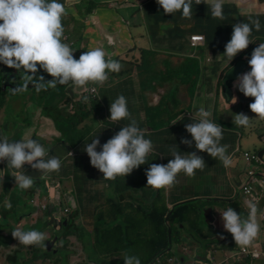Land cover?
Returning a JSON list of instances; mask_svg holds the SVG:
<instances>
[{
	"label": "crops",
	"instance_id": "obj_1",
	"mask_svg": "<svg viewBox=\"0 0 264 264\" xmlns=\"http://www.w3.org/2000/svg\"><path fill=\"white\" fill-rule=\"evenodd\" d=\"M193 1L195 2V0ZM59 2L65 4L68 12V15L64 17L62 21L65 29L64 36L66 38L64 39V42L70 45L74 51V57L79 59L83 52L96 47H101L106 51L108 57L118 60L122 65V69L119 73L109 74V80L107 82L108 84L105 83L103 86L89 84L84 88L73 86V92L75 88H80L82 91H80L79 94H83L87 92L89 87H96L98 89L97 97L99 96V100H104L107 102L110 101V104L106 105V107H108V116H110V105L112 103L111 100L116 96L118 97L122 94H126L127 96L128 94L131 97V105L128 104V106L132 108L136 115L138 114V116H140V119H138L137 116H133V118L139 122L145 123L146 127V120L143 121L141 119V110H144L145 114L149 109L155 107V114H157V110L161 108H163V110L160 112H166L169 110V121H162L160 118L159 122H152V129H150V133L146 134H150L151 139L152 136H154L156 144L158 143L159 145L158 148L161 149L164 158L166 156L167 161L174 159V157L171 155L174 148L176 151H180L182 155L196 152L197 155L204 159L206 164L202 171L196 170V174L211 175L214 179L213 190H204L201 191L200 194H195V196L191 197H183L184 192L181 191V188H171V190H169L170 196L167 199L168 203L174 198L177 200L176 203L194 198H200V206L204 203L202 206L203 209L212 208L215 218L211 225L207 224L205 218H198L196 223L195 220H191L190 223L188 220L187 223H185V228L187 231L185 230L183 243L180 245L172 243L170 252L164 255H170V257L166 259V263L161 262V259H159L157 262H161L160 264H264V219L262 218L264 216V196L262 198L261 205L258 208L257 216L261 231L257 240L254 242V245L250 248H247L248 251L259 252L261 254L259 259H252L248 255L243 254L241 250L242 248L236 245L232 234L224 228L221 212L227 210L229 207H231L230 205L233 202L240 198L242 193L239 195V187L243 186L248 179L245 178L246 174L244 176L239 174L241 164L237 161V153L238 151L242 150L252 151V146H255V148L259 147L260 150L264 149V137L258 135L255 137V139L245 138L242 130L244 127L239 129V132L242 133V136L240 137V134L236 128H234L233 131L231 128L227 127L221 122V119L223 118H219L221 115L219 111L223 110L224 107L229 106L230 103H234V101H232L233 97H236L237 101L239 102L237 107L239 109L242 108V106H239V104H243V102L240 101H242L245 96L239 91L237 87H234V84L237 81L236 78L230 81L233 93L228 97V95L223 90V85L221 86V81L224 79L225 74L220 80V74L222 73L221 66L214 64V56L210 49L207 48L206 44L195 47L190 43V34H204L203 31L205 28H202L198 24V17L200 15L196 16L197 12L202 8L204 9V7L199 6L201 4L195 6V3H193L192 19L188 20L182 18V12H176L174 14L164 13L162 7L157 3V0H59ZM203 4L204 3H202V5ZM224 4H227L228 11H233L236 13L233 15L234 17L238 16V14L248 17L249 19H245L244 17L243 22L245 23L250 22V19H258L261 23V30L259 32L255 31V29L253 30L255 31V36L262 35L261 37H264V1L224 0ZM110 40L111 43L109 42ZM260 43L264 42L261 41L259 44ZM259 44L256 46H259ZM201 50L204 51L205 54H203ZM208 58L210 59L209 61H207ZM218 59H220L219 56ZM224 62L225 60L221 61L223 64ZM198 63L202 65L199 67ZM163 71L164 73L162 80L159 83L158 77ZM42 72H44L43 69H40L37 73V76H45V73ZM246 72H249L247 68L241 74ZM199 74L201 77V83L199 84V91H196L192 82L196 79V76H199ZM121 76L124 77V81H117ZM205 76L211 79L203 84L205 81ZM10 77L22 78L20 73H16L14 71L6 74V78L3 81L4 87L2 88L3 93L6 91V96L8 92V89L6 88L10 87L8 86ZM168 78H170L171 81H169ZM137 85L139 86V90L135 89ZM152 85H157V89L150 90L149 86ZM167 85L168 90L162 93L161 88H165ZM67 88L72 89L71 83L65 87V93L67 96H70V94H68L69 90ZM148 90L151 91V97L147 95ZM158 91H160L162 94L160 100L158 99L159 101H156V94ZM190 94L192 98L190 97ZM60 102L61 99L56 103L58 106L56 110H61L64 116L67 117V109L61 106ZM102 103L104 104V102ZM201 106H203L205 110L211 111L212 116L210 119L223 127V140L221 141V144L228 146V154L231 155L233 159V165L231 167L225 168L218 159H214L207 152H201L196 149L195 141L191 137V134L186 131L185 126L194 122L192 117ZM106 107L104 105V108ZM39 110L43 112L47 111L45 101L43 104L34 102V108L32 109V118H34L32 120L33 123L30 125H25V127H29V129L32 130L37 126L35 116ZM243 111L244 110L240 112L243 113ZM244 112L248 115V110H245ZM176 114H178V116L175 117L174 115ZM170 122L172 124V128L167 129V124ZM48 125H54V127H57L53 117H51V119L43 120V124L38 125L39 129L37 131H31L28 136H31V139H36L37 137L38 139L40 138L42 140L40 136L44 137V135L46 136L47 133L49 134L51 132L45 129V127ZM109 125L110 124H108L106 127L105 123L104 129L101 130L97 124L94 127L92 126V130L100 132L101 135L99 136L105 137L110 132ZM156 126L163 127V129H157ZM146 127L144 129L148 132V128L146 129ZM54 130L56 133H59V136H56V144L54 148L51 149L50 146L43 145L45 149L49 150V156L53 150V157H58L61 162L66 160L63 162L65 164H70V160L68 159L72 160V158H76L77 160L81 158V168L93 173L94 175H97L98 170H96L94 167H91L89 162L90 157L88 156L87 152L83 150L80 151L81 148L79 150L78 147L80 145V141L74 143L73 145V134L65 135V133L60 132L58 129ZM38 131H43L44 135L39 134ZM173 131L175 137L180 135L179 132L186 133L187 139L193 140L192 146L189 147L187 144L182 143V141H180L181 138H175L176 142H174L173 147H163L164 139L167 137H172ZM116 133L117 132H115V134ZM26 134L27 133L25 132V135ZM5 136L10 142L16 141L13 139V137H8L6 134ZM146 136L147 135H145V138L148 139ZM103 144L104 143H101V146ZM68 146L70 148L69 150L67 149ZM100 150L101 147L98 146L97 151ZM60 152H63V155H61ZM69 152L72 154V156L69 155ZM75 162H73V164ZM29 167V170L27 169L29 176L32 178L41 177L42 174L38 172V170L33 169L31 165H29ZM8 170L9 168L7 167V161H4L1 170L2 175H0V189L2 186L5 187L3 180ZM11 170L15 172V169ZM68 170L69 168H67L65 171H62L60 175L69 174ZM180 174H182V172ZM180 174H178V176ZM63 180L65 182V179ZM101 180L105 182L108 181L104 178ZM58 182L59 180L53 181V183ZM58 185L60 186L61 184L58 183ZM74 186L77 188L74 187L73 189V207H75L76 204L79 205L81 201L80 195L77 199L75 192L79 191V193H81L82 190L81 185L74 184ZM99 187H102V185ZM257 188L261 189L262 184H258ZM54 193L56 192H53V195ZM61 196L62 193L60 191L59 197ZM35 197L33 199H35ZM127 197L129 196L123 193V199H127ZM7 198L9 199L8 196L5 197V199ZM5 203L6 202H4L0 196L1 213L6 208ZM173 205H170V207ZM33 209L34 210H32V213L38 208L33 206ZM234 210L238 213V209L235 208ZM5 218L6 220L4 221ZM47 219L48 218H30L29 220L24 221H32L35 223L36 220V223H45V226H47ZM58 219H63V221L67 222L68 219H70L71 222L74 223L75 227L78 228V230L75 231L76 233H73L75 242L82 241L79 238V235L83 236L82 234H84L82 230L86 231L87 233L97 234L95 232V230L97 231L96 218H93V220L88 218L90 219L88 222L83 220L84 218H52L55 223L59 221ZM13 220L14 219L12 218H8V216H4L1 220L2 223L0 224V234L5 238V240H7V243H11L8 246L6 245L8 249L10 248L7 250L8 255H10L12 251H15L14 249H16V246L19 243L18 239L14 238L13 236L12 238L10 236H5V229H2V227L5 225L2 226V224L7 223L9 226H12V229H14V224L12 222ZM17 223H21L19 218H17ZM83 224H85V226H83ZM84 227L86 229H84ZM90 228L93 229L92 232ZM30 230H37L36 226H32ZM192 237L194 240H191L190 243V239H192ZM192 241L195 243L197 241L196 244L194 243V249L191 248V246H193ZM88 245H91V243ZM1 249H3V247H1L0 250ZM58 250H56V252L54 251L53 253V250L47 251L45 248L44 254L42 252L34 253L32 255L25 252H22V254L25 257H34V259H32L34 263L39 260L41 263H45L46 261L50 260L49 252H51V255H54L59 253ZM82 252V250L78 252V248L73 249V253L69 252L68 256L66 255L64 258L65 264H92L86 263L83 258H81ZM4 253H6L4 249L3 251H0V254L5 256ZM14 255L15 252H13L12 259H16ZM19 255L20 253L17 254V258ZM38 255L46 256V259H42V257L37 258ZM71 256H74L73 262H69L72 260ZM101 257L107 264L112 263L110 260L116 259V256L113 255L105 256L104 254L101 255ZM7 258L10 259L9 257ZM54 258H56L55 262L62 264V258L59 255ZM170 259H173V261H170ZM95 262L98 263V258H95Z\"/></svg>",
	"mask_w": 264,
	"mask_h": 264
},
{
	"label": "clouds",
	"instance_id": "obj_2",
	"mask_svg": "<svg viewBox=\"0 0 264 264\" xmlns=\"http://www.w3.org/2000/svg\"><path fill=\"white\" fill-rule=\"evenodd\" d=\"M157 3L166 14L182 12V18L192 19L193 0H157ZM202 3L208 5L212 18L221 21L225 19L224 0H195L196 5ZM67 15L65 4L59 0H0V63L20 71L22 77L21 84L12 89L14 94L27 91L29 84L33 85L37 93L55 88L57 84L71 83L72 86L80 88L89 84L103 86L108 82L110 73L121 71V63L108 57L101 47L83 52L79 59L74 57V51L64 42L66 38L62 21ZM253 29L257 32L261 30L258 19L233 25L231 40L226 44L223 54L228 62L253 43ZM209 60L208 58L207 61ZM248 63L251 71L238 76L234 87L246 97L254 98L249 107L259 120L264 121V43L254 49ZM40 69L53 79L46 81L43 75L37 76ZM87 100L88 97H84V101ZM232 101L236 103L237 98L233 97ZM211 116V111L201 106L192 117L194 122L185 126L186 131L195 141L196 149L218 159L225 168L231 167L233 159L228 154V146L221 144L223 127L213 122ZM109 119L113 122L128 120L130 123L102 146L97 136L91 143L86 144L84 151L90 157L91 165L103 173L105 180H116L117 177H127L134 169L146 164L148 156L154 151V145L150 139L145 138L146 131L133 118L124 95L112 101ZM251 121L243 113L234 116V123L238 127H251ZM193 140L183 139L182 143L191 147ZM98 146L101 147L100 151H97ZM69 155L72 156L70 152ZM171 155L174 159L167 165L151 164L146 171L148 186L155 190L169 191L179 182L177 176L181 172L195 178L196 170L202 171L205 168L204 159L196 152L182 155L174 148ZM256 155L259 157L258 153ZM48 157V151L37 140L25 138L19 142H10L6 136L0 138V162L7 161L8 168L17 170L14 178L21 190L31 189L35 184L34 179L25 174V164L38 170L42 174L41 179H47L53 172L59 173L61 160L55 156L51 159ZM260 161L263 163L261 159ZM247 163L250 165L248 161ZM256 168L257 173L259 170ZM58 180L62 184V179ZM7 207L11 208V204ZM248 209L247 218H242L232 207L221 212L224 228L232 234L236 245L242 249L252 247L261 231L257 219V204L249 202ZM12 235L26 247H47L45 241L48 238L41 231H23L17 227ZM124 262L141 264L139 257L134 255H126Z\"/></svg>",
	"mask_w": 264,
	"mask_h": 264
},
{
	"label": "rangeland",
	"instance_id": "obj_3",
	"mask_svg": "<svg viewBox=\"0 0 264 264\" xmlns=\"http://www.w3.org/2000/svg\"><path fill=\"white\" fill-rule=\"evenodd\" d=\"M161 32H162V28H161ZM191 35V34H190ZM262 35H258L257 41L253 42L252 46L247 50L241 51L240 53L237 54V59L234 60V63H236L237 61L240 60L241 57H245L248 58V56L246 55L248 52L254 50L259 44V42L263 41L264 42V37H261ZM254 39V38H253ZM252 39V41H253ZM204 45V44H203ZM201 52L203 54H205L204 51L201 50ZM239 55V56H238ZM243 55V56H242ZM220 59H218L217 57H214V64L221 66V72H227L226 69H228L230 67L229 62L225 59L224 64L221 63L220 60H222V56H219ZM222 60V61H223ZM233 63V64H234ZM206 64V63H205ZM208 64H213V63H208ZM202 65L199 63V66ZM247 65V69L249 71H251L250 66ZM1 71V70H0ZM16 73H20L21 72L14 69L13 70ZM45 73V80H52L53 78L46 73L45 71L42 72ZM164 71L162 72V74L158 77L159 83L162 80V76H163ZM180 74H184V73H180ZM6 75L5 73L2 74V78L3 76ZM152 78V77H149ZM196 79L193 80L192 84L194 85V89L196 91H199V84L201 83V77L200 74L199 76L195 77ZM169 81H171L170 78H168ZM117 81H124V77L121 76L118 78ZM224 83V79L221 81V86ZM8 86H10L7 92V96H2L1 97V104H0V129L4 130V133L8 136V137H13V139H15V142H19L21 139H25V138H30L31 136H28L29 133L32 131H37L39 129L38 125H42L43 124V120L45 119H51L52 114L51 111L48 110L46 112H43L41 110H39L35 116L36 121H37V126L34 127L32 130L29 129V127H25V125H30L32 124V120L34 118H32V109L34 108V102H38L43 100V97L41 95L40 91L39 93H37L35 91V89L33 88L32 84H29V88L27 89V91L21 92V93H13L12 89L16 88L17 85L21 84V78H14V77H10L9 82H8ZM108 84V83H106ZM59 85L60 88L66 87L67 85H60L57 84V86ZM6 86H7V79H6ZM56 86V87H57ZM68 94H70V96L65 97L64 101H61L60 104L61 106H63L64 108L67 109V114H73L74 113V109L73 107H75V104L77 102H81L82 101V96L83 94H79L80 91H82V89L80 88H75L74 92H73V86L72 89L67 88ZM136 90H139V86L137 85ZM150 90H156L157 89V85H152L149 86ZM160 90V89H159ZM168 90V85L165 88H161V92L164 93L165 91ZM6 92V91H4ZM160 91H158V93L156 94L157 100H160L161 97V93ZM65 93V89L62 90V94L58 92L59 95H64ZM79 94V95H78ZM147 95L149 97H151V91H147ZM245 96V95H244ZM91 97V96H90ZM99 97V96H98ZM96 99H99V98ZM191 97V94H190ZM92 98V97H91ZM91 98H88V101L83 103L86 105V108L88 110H92V103L89 100H92ZM127 98H128V104L131 105L130 102V95L127 94ZM192 98V97H191ZM159 99V100H158ZM44 100L45 97H44ZM68 100H70V102H68ZM102 102H104V100H102ZM240 102H243V104H239V106L241 105L242 108H238V101L236 103H230L229 106L224 107L223 110H220L219 113L221 114L219 116V118H223L221 119V122L223 124H225L227 127L231 128L234 131V128H236L238 130V133L240 134V137L242 136V133L239 132V129H242L243 127H238L235 125L234 123V116L235 114H240L242 110H248V115L247 113H245L243 111V114L247 115L249 118L252 119L251 121V127L248 128H243V135L245 138H254L257 137L258 135L261 137H264V121L259 120L257 118V114L253 113L249 107V105L251 103L254 102V98L252 97H244V99ZM91 103V104H90ZM129 108V107H128ZM132 116L136 117L138 119H140V116H138V114L136 115L134 113V111L132 110V108H129ZM155 108L149 109L147 111V113L145 114L144 110H141L142 116L141 119L143 121L146 120V124L148 128V132L146 131V133H150V129L151 128V124L152 122H159L160 118L162 121H169V110L166 112H160L155 114ZM177 110V109H176ZM162 114V116L160 115ZM108 115V113H107ZM28 118V119H27ZM62 117L60 120H63ZM98 120V125H99V129H104V119L100 116V114L95 113V115L93 114L92 118L90 117L89 119L86 118L84 120L83 123H81L79 125V129L83 130L80 131L78 133H74V141H76L82 132H84L87 127H92L94 125V120ZM49 122V121H47ZM148 122V123H147ZM72 123V122H71ZM171 122L169 124H167V129L171 128ZM45 129L47 131H51L49 134L47 133L46 136L44 135L43 131H38L39 134L44 135V137L40 136L39 134H37L38 136H40L42 138V140L39 138L40 141H42V144L45 146H50L51 148H54L55 144H56V136H59V133H56L54 129H57L56 127H54V125H48L47 127H45ZM25 132L27 133L25 135ZM180 135H177L175 137L174 131L172 132V137H167L164 139V144L163 147H173L175 138H181L178 139L180 141H182L183 139H187V135L184 132H179ZM56 134V135H55ZM263 134V136H262ZM18 136V137H17ZM174 140H173V139ZM62 141V140H61ZM80 141V140H79ZM177 145V144H176ZM254 149V150H253ZM47 150V149H46ZM48 154H49V150ZM260 151L259 147L255 148V146H252V151H249L251 154L256 155L258 152ZM245 151H238L237 153V161L238 163H240L241 165V169L239 170V174L244 176L246 174V177H248V170L251 168H256L257 170L261 171L262 173L264 172V163H258L256 161H253L250 165L247 163V160L244 156ZM61 155H63V152H60ZM160 160L163 161V163L165 162V164H167L169 161H167V158L165 156V158H162L159 156ZM70 160V164H66L63 171L67 170V168H69L68 170V176L65 179V182H63L60 186L58 185V183H51V182H47V185L49 187V194L48 195H43L41 196V194L43 193V190L41 188H35L37 191V195L35 197V199L31 200L28 196H26L25 193H21L20 195L15 194V197H20L22 200V203H20V208L17 210L18 215H16L15 213H9L10 211H14V209L12 208L13 205L12 203H10L11 199L7 198L5 199V197H7V195L4 193L5 192V187L2 186L0 189V196L3 199L4 202H6V208L7 205L10 203L11 204V208H9V212L7 213L8 218H12L14 219L12 222L14 224V229H16L17 227H19L21 230L23 231H29L30 228H32V226H36V229L38 231L41 232H45L46 236L48 235H54V232L56 231V229L59 226V223H54V225L52 224L53 220L52 218H69L72 217L73 218H84L83 220L85 221H89L90 219L93 220V218H96V222L98 223V218H104V220L107 222L108 227H110L111 223H113V216H112V210H113V205H117V206H121L122 202L125 208H126V213L128 212V210L131 208L129 206V203L127 202L128 200L131 201L132 203H134L135 208L137 207V205H140V211H136L135 214L132 211L130 213V215L134 214V219L136 220L135 224L127 231L126 235L129 234V238L131 240H135V244L134 247L135 249L132 250V252L136 253L134 256L139 257L140 261H144L146 260V258L149 256V252L151 251V249L149 248L150 246L147 245L144 242H148L150 240V238H153L156 233H155V224L150 221V220H146L144 218H149V214L152 210V204H153V198L150 199V195H151V190H153L150 186L147 185V182L144 180L143 176L141 174H139V177L137 178L138 183L140 185V188L138 189H133L134 186H131V175L134 174V172H132L130 174V176H128L124 182H122L120 185L121 187L117 188V186L114 185L115 181L118 180V182L120 181L121 177H117L116 180H108V181H102L101 179H103V173L100 172L98 169V174H102V176L99 178L96 175H94L93 173L83 170L82 167V163H81V158L77 159L76 158H72L68 159ZM76 160V162H75ZM73 162H75L73 164ZM90 162V160H89ZM72 164V165H71ZM91 165V162H90ZM91 167H93L91 165ZM29 165L25 164L24 165V172L25 174L29 175ZM28 169V170H27ZM16 171V170H14ZM94 172V169H93ZM13 174V177L15 176L16 172H13V170H11V168H9V170L6 173V176H10ZM237 174V172H236ZM235 174V175H236ZM0 175L1 172H0ZM180 177H177V180L179 181L176 185V187L181 188V191L184 192L183 193V197H191V196H195V194H200L201 191L204 190H208L211 189L213 190V184H214V179L211 175H203V174H196L195 178H190L188 176H186L183 172L182 174L179 175ZM264 178V176H262ZM37 178V177H36ZM123 178V177H122ZM125 178V177H124ZM123 178V180H124ZM16 183V182H15ZM3 184H5V179L3 180ZM74 184H78L82 186V190L84 193L83 199L80 201L79 205L76 204L75 207H73V189L74 187L77 188L76 186H74ZM83 184L85 185L83 187ZM100 185H102V187H99ZM17 186V183H16ZM55 186V188H54ZM4 187V188H3ZM128 187H130V189H128ZM137 187V186H135ZM60 191L62 193V196L59 197ZM53 192L54 193L53 195ZM76 193V198L78 199L80 193L79 191L75 192ZM123 193H125V195L129 196L127 197L126 200H123ZM143 194H145L146 196L143 197ZM166 194H169V191L166 192ZM264 193L261 194V197L263 198ZM57 199V201H56ZM108 199L110 201H113L111 203H107ZM197 199V201L191 202L189 204H186L189 207V211L192 213L191 215L188 216V218H191V216L196 212L197 215L194 214V218H201V214H202V206L204 205V203L200 206L201 200L199 198H194ZM134 200V201H133ZM149 200V201H148ZM98 201V203H97ZM103 202V203H102ZM141 202V203H140ZM33 206H35L36 208H38L36 211H34L32 214L29 213L30 209H33ZM227 206V205H226ZM231 207H233L234 209H238V213L243 216V218H247L248 216V206H247V200L245 198V196L242 194L240 196V198L233 202L231 205ZM5 208V210H6ZM97 209V210H95ZM70 212H72V214H70ZM4 217V215L1 213L0 210V224L2 223L1 220ZM17 218L20 219L21 223H17ZM30 218H48L46 223L47 226H45V223H41V222H37L35 220V223L32 221H24V220H29ZM90 218V219H88ZM119 218V219H118ZM117 224H121L123 228L126 227L127 224H125V218L124 215H120L118 214L117 218ZM6 220V218L4 219V221ZM92 222V221H91ZM57 224V225H56ZM99 224V223H98ZM116 223H114V226L117 225ZM6 227H5V226ZM2 229L4 231V233L6 234L5 236L8 237L10 236L12 238V231L14 229H12V226H9L7 223H3L2 224ZM83 226H85V224H83ZM165 226L167 227V229L171 228V225L169 224L168 220L165 221ZM69 229H73V227H68ZM84 229H86L84 227ZM91 232H92V228H90ZM127 230V229H126ZM125 230V231H126ZM172 230V228H171ZM84 233V237L82 238V241L80 242H75V238L73 237V235H71L70 238H67V240H64L63 243H61V240H59L57 243L60 244L61 251H59L58 254H54L51 255V252H49V259L48 261H46L45 263L39 260L37 262H33L32 259H34V257H25L23 256L22 252L25 253H30L31 255L36 253V247L38 246H24L21 245L18 241V245L16 246V249H14L15 251H12V253L10 255L7 254V250H9L5 244V242L7 243V240H5V238L0 234V245H3V249L6 253L5 256L3 254H0V264H24L26 263V261H31L32 264H55V260L57 257V255H59L62 258V264H65L64 262V258L66 257V255L68 256V253L71 252L73 253V249L78 248V252H80V250H82V254H81V258H83V260L86 263H97L95 262V258H98V263L97 264H102L105 263L104 259H102L101 255L105 254V255H109V253L107 254V252L110 251V247L112 246V244H114L116 241H114L113 239L115 238H110V244L109 246H107L106 244L103 245V241H105L102 238L103 234H91V233H87L86 231L82 230ZM125 233V232H124ZM123 233V234H124ZM59 234V233H57ZM121 234V233H116L115 235L118 237H121V239H124L125 236ZM64 235V234H63ZM62 235V237H63ZM16 240V239H15ZM54 241V240H52ZM171 243L176 244L177 242L172 239L171 236ZM89 243H91V245H88ZM85 249H84V247ZM11 247V246H10ZM3 249H1L0 251H3ZM53 249H55V246L53 247ZM58 249V248H57ZM45 248H41V251H44ZM46 250H48V248L46 247ZM13 252H15V258L16 259H12L13 256ZM56 252V251H55ZM131 252V254H132ZM20 255L17 258V254ZM54 253V252H53ZM176 253V251H175ZM77 256V255H74ZM73 256V257H74ZM122 256V255H121ZM125 256V255H124ZM7 257H9L10 259H8ZM42 257V259H46V256H37V258ZM72 257V256H71ZM73 257L71 258L72 260L69 262H73ZM31 258V259H30ZM53 258V259H52ZM69 259H70V255H69ZM75 263H77L76 261H74ZM80 262V261H78ZM60 264V263H58Z\"/></svg>",
	"mask_w": 264,
	"mask_h": 264
},
{
	"label": "trees",
	"instance_id": "obj_4",
	"mask_svg": "<svg viewBox=\"0 0 264 264\" xmlns=\"http://www.w3.org/2000/svg\"><path fill=\"white\" fill-rule=\"evenodd\" d=\"M261 1H264V0H261ZM193 3H195V2L193 1ZM195 6H197V5L195 4ZM199 6H203L204 9L203 8L200 9L197 12L196 16L200 15L198 17V19H199L198 24L202 28H205L203 32L206 36L207 48L210 49V51L212 52L214 57L222 56V60L223 59L227 60V57L224 56L223 54L225 52L226 44L231 40V36L233 33V25H235L236 23H242L244 20V17H245V19H249V18L246 16H243V15H240V14H238V16L234 17L233 15H235L236 13L233 11H228L227 4L223 3L225 19L223 21H221V20L214 19L211 17L210 8L208 7L207 4H203V5L201 4ZM255 35H256L255 31L253 30L252 37H251L252 39L254 38L253 42L257 41V38H258V35L257 36H255ZM252 44L249 45L248 49L252 46ZM236 57L231 62H229L230 66L234 63V60L237 59ZM203 66H205V65H203ZM0 70H1L0 71V100H1L2 96H6V92L3 93V90H2V88L4 87L3 81L6 78V75H4L2 78V74H4V73L9 74L11 71L14 70V68H9L8 66L4 65L3 63H0ZM224 73H225V71L220 74V80L222 79ZM210 79L211 78L205 76V81L203 84H205ZM63 89H65V87L60 88L58 85L55 88H49L47 91L42 90L41 95L44 96L46 100H44V97H43V100L38 101V103L43 104L45 101L47 111L48 110L51 111L52 117L55 119V123L57 124L56 128L60 132L65 133V135L66 134L67 135L73 134V145H74V143H76L80 140V145L78 147L79 150L81 148L80 151H82V150L84 151L86 144L91 143V141L94 138H96L97 136L100 139V143H106L110 138H112L115 135V132L118 133L123 126L130 123V121H128V120H122L119 122L111 121L109 119L110 116L107 115V113H108L107 108L108 107H106V105L110 104V101H108V102L104 101V104H103L102 101H100L99 99L91 98L90 95L88 94V92L83 93L82 101L77 102L75 104V107H73L74 113L73 114L68 113L67 117H65L61 110H56L58 108L56 103L60 99H61V101H64L65 97H67L66 93H64V95H62V96L58 94V92L62 94ZM122 95H124L127 98L126 94H122ZM84 97H88V98L92 99V100H89L92 103V107H93L92 110H88L86 108V105L83 104V103H85ZM116 98H117V96L114 97L111 101H114ZM127 100H128V98H127ZM68 102H70V100H68ZM0 104H1V102H0ZM104 105L106 108H104ZM168 109H170V108H168ZM161 110H163V108L157 110V112L160 113ZM95 113L100 114V116L105 120L106 127L108 124H110L109 125L110 126L109 134L105 137H101V136H99V135H101L100 132L93 131L92 127H87V128H85L86 130L81 133L80 137L76 141H74V133H78L80 131H83V130L78 128L79 125L81 123H83L86 118H88V119L90 117L92 118L93 114L95 115ZM160 115L162 116V114H160ZM174 116L176 117V116H178V114H176ZM62 117H65V118H63V120H60ZM97 122L98 121L95 119L93 127L98 124ZM137 122H138L139 127L142 130H144V128L146 127L145 123L139 122L138 120H137ZM156 127H157V129H163V127H158V126H156ZM171 128H172V125H171ZM146 135H147L146 137L152 141V143L154 145V151L152 154H150L148 156L146 164L141 165L138 169L133 170L134 174L131 175L130 181H131V186H134L133 187L134 190L140 188V185H139L138 180H137V178L139 177V174H141L143 176L144 180L147 182L146 171L150 168L151 164L167 165V164H165V162L163 163V161L160 160V158H159V156L161 157V159L164 158V155H162L161 149L158 148L159 145H158V143L156 144V142H155L156 140L154 139V136H152V139H151L150 134H146ZM3 137H5L4 130L0 129V138H3ZM34 140H37L43 146L42 141H40L37 137ZM64 161H66V160H64ZM63 162H61L62 166H61L59 173L53 172V173L48 175L47 179H41L40 177L33 178L35 181L34 187L31 189H28V190L19 189L16 186L15 178L12 175L5 176V192L4 193L11 199L10 203H12V205H13L12 208L14 209V211H10V212L18 215L17 210L20 208V203H22L21 198L15 197V194L20 195L21 193H25L26 196L30 197V199L32 200L37 195V191L35 188H37V189L41 188L43 190V193L41 195H48L49 194V187L47 185V182L52 183L54 180L62 179L61 183H63L64 182L63 179H66V177L68 176V174H61L60 175V173L63 171V169L66 165ZM83 162H84V160H83ZM2 164H3V162H0V172L2 170ZM96 176L100 178L102 176V174H97ZM128 176H130V175H128ZM127 177H125V178L123 177L124 180L121 177L119 182H118V180H116L114 185L117 186V188L121 187L118 184H121L122 182H124ZM178 177H180V176H178ZM84 186L85 185L83 184V187ZM135 186H137V187H135ZM176 186L177 185H175L173 188L177 189L178 187H176ZM128 189H130V187H128ZM151 191L152 192H151L149 200H151V198H153L152 210L148 216L149 218H144V219L150 220L155 224L154 229H155L156 235L153 238H150V240L148 242H144L150 246L149 248L151 249V251L149 252L150 254L146 258V260L141 261V264H149L157 255L164 252L169 247V229L171 231L172 239H174L177 242L176 244L180 245L184 241L183 237H184L185 230L187 231V229L185 228V223H187L188 220H189V223L191 222V220H195V223H196V220L198 219V218H194V214L197 215L196 212L191 216V218H188V216L191 215L192 213L188 210L189 207L186 204L176 207L173 210V212L170 214V211L172 208V206L170 207V205H173V204L175 205L177 200L174 198L168 203L167 199L169 198L170 193L167 196V194H166L167 191H165L163 189H161V190L153 189ZM83 196H84V193H83V190H81V193H80L81 200L83 199ZM145 196L146 195L143 194V197H145ZM123 200H126V199H123ZM111 202H113V201H110L108 199L107 203H111ZM123 202H122V205H123ZM127 202L129 203V206L131 207L127 213H126V208L124 206L113 205V210H112L113 223H111L110 227H108V225H105V224H107V222L104 220V218H98L99 224L96 222L97 231L95 230V232L97 234H95V235L103 234L102 238L105 240V241H103V245L106 244L107 246H109L110 238H115L113 240L116 242L114 244H112V246L110 247V251L107 252V254L109 253V255L116 256V259L110 260L112 262L110 264H125L124 257L126 255H135L136 254V253L132 252V250L135 249L134 244L136 241L131 240L128 237L129 234L126 235V233L135 224L136 220L134 219V214L136 211H140L141 206L137 205V207L135 208L134 203H132L129 200ZM97 203H98V201H97ZM5 206H6V203H5ZM8 209L9 208H6V210L2 211V214L4 216H7V213L9 212ZM95 210H97V209H95ZM201 210H203V208ZM132 211L134 212V214L130 215V213ZM29 213H32L31 209H30ZM70 214H72V212H70ZM118 214L124 215V218L126 219L125 224H127L125 228H123L121 224H117V221L119 218L118 219H115V218H117ZM200 217L204 218L203 213L201 214ZM69 218H73V216L69 217ZM166 220H168L169 224L171 225L172 230H171V228L167 229V227L165 226ZM114 223H116L117 225L114 226ZM68 227H73V229H69ZM77 230H78V228L75 227L74 223L71 222L70 219H68L67 225L65 226L63 233L65 234V236H71V235H73V233L75 234L76 233L75 231H77ZM116 233H121V234L124 233L123 235L125 236V238L121 239V237H118L115 235ZM82 235L84 237V234H82ZM83 237H81V235H79L80 240H82ZM191 240H194V238L192 237V239H190V243H191ZM192 243H193L194 247L191 246V248L194 249L197 241H196V243L194 241H192ZM5 244L8 246L11 243L5 242ZM2 246L3 245H0V248ZM40 251H41V247H36V253H40ZM131 252H132V254H131ZM42 253L44 254V251H42ZM168 257H170V255L162 256L161 262L166 263V259ZM161 262H157L155 264H160ZM26 264H32V263H31V261H26ZM103 264H107V263L105 262Z\"/></svg>",
	"mask_w": 264,
	"mask_h": 264
},
{
	"label": "water",
	"instance_id": "obj_5",
	"mask_svg": "<svg viewBox=\"0 0 264 264\" xmlns=\"http://www.w3.org/2000/svg\"><path fill=\"white\" fill-rule=\"evenodd\" d=\"M258 47V46H257ZM254 50L248 52L246 55L248 56V58L242 57L240 58L239 61H237L236 63L232 64L226 71L225 76H224V84H223V90L224 92L228 95V97L233 93V89L231 87L230 81L236 79L241 73H243L245 71V69L247 68V65H249L248 61L251 59L252 53ZM67 149L69 150V146L67 147ZM53 152L51 151L49 159H51L53 157ZM258 155L260 157V159L262 160V162L264 163V149H261L258 152ZM17 171V170H16ZM257 175L260 176H264V172L262 173L261 171L256 173ZM242 190V186L239 188V194ZM200 199V198H199ZM201 200V199H200ZM197 201V199H190V200H186L183 202H179L177 204H175L174 206H172L170 214L173 212V210L181 205H185V204H189L191 202ZM204 218L207 222V224L211 225L212 221L214 220L215 216L213 213V209L212 208H206L202 210ZM67 224V221H65V225ZM171 231L169 229V247L162 253H160L159 255H157L149 264H155L157 263V261L159 259L162 258V256L168 254L172 248V241H171ZM57 239L55 238L54 241H49L47 244V248L49 250H53V247L56 245ZM196 255V254H193Z\"/></svg>",
	"mask_w": 264,
	"mask_h": 264
},
{
	"label": "built area",
	"instance_id": "obj_6",
	"mask_svg": "<svg viewBox=\"0 0 264 264\" xmlns=\"http://www.w3.org/2000/svg\"><path fill=\"white\" fill-rule=\"evenodd\" d=\"M206 42V36L204 34L200 33H193L190 35V43L192 46H199L203 45ZM88 94L95 98L98 93V89L94 86L89 87L87 90ZM244 156L247 161H256L258 163H261L259 157L257 155L251 154L249 151H245ZM251 162H249L251 164ZM245 184L242 186V194L245 196L247 200V205L249 202H253L257 204V207L261 205L262 197L261 194L264 193V178H260L256 175L255 168H251L248 171V177ZM258 184H262V188L258 189ZM249 211V209H248ZM264 219V216L262 217ZM243 254L248 255L252 259H259L261 257V254L257 251H248L247 249H241ZM255 253V255H254ZM170 261H173V259H170Z\"/></svg>",
	"mask_w": 264,
	"mask_h": 264
},
{
	"label": "flooded vegetation",
	"instance_id": "obj_7",
	"mask_svg": "<svg viewBox=\"0 0 264 264\" xmlns=\"http://www.w3.org/2000/svg\"><path fill=\"white\" fill-rule=\"evenodd\" d=\"M52 149V148H51ZM53 151V150H52ZM6 176V175H5ZM5 179V178H4ZM54 188H55V186H54ZM59 221L58 222H60L59 223V226H58V228L56 229V231L54 232V235H48L47 236V240L45 241V243H46V245H47V243L49 242V241H52V240H54L55 238L57 239V242L59 241V240H61V243H63V241L64 240H67V238H70L71 236H65V234L63 233V231H64V228H65V226L67 225H65V221H63V219H58ZM57 222V223H58ZM54 223H55V221L53 220V222H52V224L54 225ZM57 225V224H56ZM57 233H59V234H57ZM64 234V235H63ZM62 235H63V237H62ZM56 242V245H55V249H53V251L52 252H54V251H56V250H58V251H60L62 248H61V246H60V244H58ZM58 248V249H57ZM58 259V258H57ZM55 264H58L57 262H55Z\"/></svg>",
	"mask_w": 264,
	"mask_h": 264
}]
</instances>
